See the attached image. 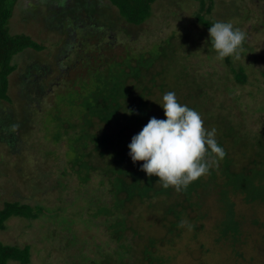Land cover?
Returning <instances> with one entry per match:
<instances>
[{"label":"rangeland","instance_id":"rangeland-1","mask_svg":"<svg viewBox=\"0 0 264 264\" xmlns=\"http://www.w3.org/2000/svg\"><path fill=\"white\" fill-rule=\"evenodd\" d=\"M70 1L62 6V0H19L10 22L11 33L29 35L44 47L14 57L15 71L9 77L7 92L10 100H0V209L6 202L40 208L35 219L10 218L0 231V241L19 248L29 246V264L99 263L117 248L109 240L106 223H102L104 216H93L97 206L108 199L98 192L100 176L96 172L87 184H81L68 159L78 146L75 134L64 131V124L73 114L69 104L81 96L68 87L72 76L64 82L63 68H58L80 48L79 42L93 24L111 28L110 39L117 48L110 53L115 56H122L123 45L138 55L169 41L172 51L186 58L199 76L213 74L219 89H213V101L218 106L224 104L219 107L221 117L231 115L241 125L245 121L249 128L264 118L261 0H212L208 14L200 11L199 0H157L151 16L140 26L125 23L106 0ZM197 14L212 24L231 22L245 33L242 51L230 56L235 68H243L247 79L244 84L236 83L225 58L217 57L208 42V28L197 22ZM72 82L80 84L77 78ZM87 85L81 83L82 87ZM157 95L161 100L162 95ZM220 175H216L219 183ZM90 196L98 202L89 204ZM215 198L208 196L201 209L207 218L196 219L188 210L180 219L188 224L177 225L171 233L169 223L174 220L166 217L164 205L136 208L127 218L126 243L141 259L142 249L153 239L151 251L161 264H260L258 256L264 253V203L247 206L241 196H232L238 214L245 219H238L245 235L233 246L217 233L216 224L223 215Z\"/></svg>","mask_w":264,"mask_h":264},{"label":"trees","instance_id":"trees-1","mask_svg":"<svg viewBox=\"0 0 264 264\" xmlns=\"http://www.w3.org/2000/svg\"><path fill=\"white\" fill-rule=\"evenodd\" d=\"M106 1L125 23L140 26L151 16L152 5L157 0ZM207 1L210 2L209 6L206 5ZM261 1L264 4V0ZM18 2L0 0V100L6 102L10 100L7 92L9 77L15 71L14 57L25 50H44L29 35L11 33L10 22ZM211 2L199 0L200 11L210 13ZM196 20L207 28L212 25L200 14L196 15ZM110 29L101 23L93 24L79 42L80 48L72 52L73 56L58 68H63L61 78L64 82L72 76L70 86L66 85L81 96L70 102L73 114L64 124V131L68 133V130H72L75 145H78L68 159L82 185L87 184L96 172L99 174L98 192L102 191L100 196L106 194L108 199L97 206L93 216H104L102 223H106L109 240L117 247L112 254L93 264H161L151 251L155 244L153 239L148 240V245L142 249L141 259L126 243L127 218L133 215L136 208L164 205L166 217L172 216L174 220L169 223L171 233L180 225L181 216L188 210L196 215V219L207 218V213L201 209L210 195H215V202L223 215L216 224L219 237L231 241L233 246L240 243L245 233L238 219L243 221L244 216L238 214L232 196H241L247 206L264 203V118L249 128L245 121L241 125L231 115L221 117L219 107L222 108L224 104L221 102V106H218L213 101V89L219 90L213 74L199 76L196 70L191 69L186 58H179L172 51L169 41L155 46L153 51L138 55L123 45L120 47L122 56L111 55L110 50L117 47L110 39ZM225 62L235 82L244 84L247 79L243 68H235L230 57H226ZM75 78L79 79L77 86L72 82ZM86 82L87 87H82L81 83ZM168 91L175 92L181 104L196 110L206 129L214 127L217 130L216 140L225 152L224 157L213 164L207 174L190 182L181 191L162 187L156 183L155 176L148 177L139 170L143 162L133 164L128 156L127 145L131 137L141 130L149 118H163V111L158 105L161 100L157 94L163 96ZM239 157L243 158L241 162L237 161ZM217 173L221 174L220 183L217 182ZM93 198H88L89 204L98 202ZM39 212L38 207L6 202L0 209V231L4 230L10 218L35 219ZM194 228L198 230L200 227ZM134 256L136 261L129 262ZM258 257L259 263L264 264V253ZM11 261L29 264L30 247L19 248L0 241V264Z\"/></svg>","mask_w":264,"mask_h":264},{"label":"clouds","instance_id":"clouds-1","mask_svg":"<svg viewBox=\"0 0 264 264\" xmlns=\"http://www.w3.org/2000/svg\"><path fill=\"white\" fill-rule=\"evenodd\" d=\"M244 40L245 33L231 22L217 21L208 28V42L220 59L238 56ZM158 105L163 118H149L131 137L128 156L133 164L143 162L139 170L148 177L155 176L162 187L181 191L207 174L225 152L216 140L217 130L206 129L200 114L181 104L175 92L164 93ZM180 224L188 222L182 220Z\"/></svg>","mask_w":264,"mask_h":264},{"label":"flooded vegetation","instance_id":"flooded-vegetation-1","mask_svg":"<svg viewBox=\"0 0 264 264\" xmlns=\"http://www.w3.org/2000/svg\"><path fill=\"white\" fill-rule=\"evenodd\" d=\"M68 2H71L70 0H67ZM67 1H65V0H62V6L67 2ZM73 2H74V0H73ZM74 22V21H73Z\"/></svg>","mask_w":264,"mask_h":264}]
</instances>
